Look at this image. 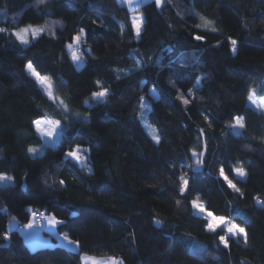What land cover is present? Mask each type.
Instances as JSON below:
<instances>
[{
  "label": "trees",
  "instance_id": "trees-1",
  "mask_svg": "<svg viewBox=\"0 0 264 264\" xmlns=\"http://www.w3.org/2000/svg\"><path fill=\"white\" fill-rule=\"evenodd\" d=\"M29 26L40 33L22 45L16 31ZM0 30V264H81V254L264 264V112L247 104L251 91L264 97V0H148L131 10L118 0H0ZM37 120L59 122L54 145L42 143ZM77 145L79 162L65 156ZM193 201L243 227L246 240L225 248ZM48 214L77 251L28 248L18 230ZM187 239L203 244L201 256Z\"/></svg>",
  "mask_w": 264,
  "mask_h": 264
},
{
  "label": "rangeland",
  "instance_id": "rangeland-1",
  "mask_svg": "<svg viewBox=\"0 0 264 264\" xmlns=\"http://www.w3.org/2000/svg\"><path fill=\"white\" fill-rule=\"evenodd\" d=\"M118 1L120 3L124 2V0H118ZM141 2H142V0H135L132 3L129 2V10L134 9L135 7L140 5ZM132 21H133L134 30L137 31V28L140 29V27H141V16L140 15H132ZM24 28H26V27H24ZM24 28H21V29H19V31H16V35H17V33H19V35H17V38L22 45L29 43L31 38H35L40 33V31H39L37 34L34 35L33 30H36V29L41 30V28L39 26H33V27H30V30L25 33L23 31H21ZM24 41H27V43H24ZM69 45L70 44H68V47H69ZM75 63H76L77 67H80V65H81L80 62L75 60ZM27 71L31 75V71L28 69H27ZM32 77H34V76H32ZM34 79L41 86L42 90L44 91V93L49 98L57 101L59 104H62V102L59 99H55L52 95V91H51L52 85H51L50 79H49L47 84L41 83L35 77H34ZM49 84L51 85V87L48 86ZM150 92L153 96H156V94L154 93V91L152 89L150 90ZM249 97H251V99H249ZM247 104L249 106H251L256 111L264 112V97L257 96L253 91H251L249 96H248ZM143 105L146 106L147 103L143 101ZM237 120H240V118H236L235 122L231 125V128H230L233 132H239V130H240V127L237 124ZM37 121H39V126H40V128H42L44 130V132H48L50 130L53 132V134L51 136L43 135L41 132L37 131V125H36V123H35L36 121H35L34 122V128H35L36 133L41 138L42 143L45 146L54 145V143L56 142L57 137L59 135V130H58L57 126L50 124L48 121H44V120H37ZM153 131H154V128H153ZM155 133H156V131H155ZM155 138H157L156 134H155ZM32 150H33L32 153L40 152L42 150V146L39 148H34ZM234 173H235V170H234ZM235 176L238 177L236 175V173H235ZM238 178H244V177H238ZM204 216L206 217V213L204 214ZM207 220H208V223H211L210 219L207 218ZM31 221H32L31 224L28 223L22 229L18 230L19 233L22 234L23 237H25L24 240H25L26 245L28 246V248L30 250H34L36 248H41V247H51L56 243L61 245V246L66 247L70 250H73V251L78 250V244L75 241H72L68 237L64 236L63 234H59L57 232L56 227H55L56 223H52V221H57V220L52 214L46 215V218L44 220L38 221L37 224H36L35 220H31ZM225 222L226 223L224 225V228L227 230V227H229L228 220L225 219ZM14 226L16 227V220L14 218H12L11 221L9 222L8 226H7V229L11 230V229H13ZM233 237L234 238H240L239 236H233ZM53 239H55V242L53 241ZM73 245L75 246V248L71 249V246H73ZM187 246L191 252H193L197 255H200V256L203 254V251H204L203 244L196 241L195 239H187ZM87 259H100V258H95V257L89 256L87 254H81L80 255V261H82V264H87L88 263ZM101 259H102L103 263L107 262V260H106L107 258L102 257ZM97 264H100V263L97 262ZM115 264H122V262L120 260H115Z\"/></svg>",
  "mask_w": 264,
  "mask_h": 264
},
{
  "label": "snow or ice",
  "instance_id": "snow-or-ice-1",
  "mask_svg": "<svg viewBox=\"0 0 264 264\" xmlns=\"http://www.w3.org/2000/svg\"><path fill=\"white\" fill-rule=\"evenodd\" d=\"M43 2H44V0H39V3H43ZM156 2H157V4H159L160 0H156ZM30 27L31 26L26 27V28L22 29L21 31L26 33V32H28L30 30ZM0 31H2V30H0ZM39 31H40L39 29L33 30V34L35 35ZM80 31H81V33H83L84 29H81ZM139 34H140L139 28H137V35H139ZM17 35H19V33H17ZM73 39H74V41H76L78 43L80 41V36L77 35ZM195 39L199 40V39H202V37L197 36V37H195ZM24 43H27V41H24ZM231 43L233 45V51H235L236 50L235 49V45H236L237 41L232 40ZM71 46L72 45H69V47H71ZM73 58L76 59V60L80 59V57L76 56L75 53L73 54ZM26 67H27L28 70L31 71V75L34 76L38 81H40L41 83H45V84L48 83L49 78L46 77V76L45 77H41L39 75V73H37L35 70H33V66H32L31 62H29ZM96 83L99 84L100 82L97 81ZM48 86L51 87L50 84ZM107 94H108V89H107V87H104L101 91L94 92L93 96L96 97V98H103ZM249 99H251V97H249ZM185 103H187V101H185ZM35 123L37 125V131L41 132L43 135L51 136L53 134V132L51 130L48 131V132H44V130L42 128H40V126H39V121H36ZM237 124L239 125V127H243L244 126L243 123L240 122V120H237ZM57 126H59V122H57ZM154 139L158 140V138H155V137H154ZM30 151H33V150L30 149ZM79 151H80V147H79V145H77L76 148L70 149L69 151H67L65 153V156L68 157V158H71L74 161L79 162L81 160V156L79 155ZM192 155L193 156H197V154L195 152H193ZM235 173H236V175L238 177H244L245 176V171H244L243 168L235 169ZM220 177H222L223 180L226 182L228 188L234 189L236 192L240 191V189L237 188L236 184L233 183V180L229 178V175H227L225 173V170H224L223 167H221V169H220ZM180 181L182 182L181 183V192L188 191V189H189V180L185 179L182 176V177H180ZM192 203H193V207L195 209H198V213L200 214L201 219L205 218L204 214L206 213V217L211 220V223L207 224L208 230L211 231V232H215L216 233V235L218 236L219 242L221 244H223V246L225 248L228 247V241L233 236L243 235L245 237V240H246L245 229L243 227H240L238 224H235V223H231V225L229 227H227L226 235H221L220 231L224 230V225L226 223L225 222V218L222 217V216L221 217H217L211 211H207L206 212L205 206L203 204L197 202V201H193ZM52 223H64V222L63 221H52Z\"/></svg>",
  "mask_w": 264,
  "mask_h": 264
},
{
  "label": "crops",
  "instance_id": "crops-1",
  "mask_svg": "<svg viewBox=\"0 0 264 264\" xmlns=\"http://www.w3.org/2000/svg\"><path fill=\"white\" fill-rule=\"evenodd\" d=\"M134 1H135V0H124L123 3L129 8V2L132 3V2H134ZM143 1L145 2V1H148V0H142V2H143ZM142 2H141V3H142ZM231 223H232V222H228L229 226L231 225ZM14 227H15V226H14ZM14 227H13V228H14ZM226 231H227V230H226ZM239 237H240L241 239H245V237H244L243 235H240ZM23 238H25V237H23ZM24 241H25V240H24ZM25 243H26V242H25ZM74 248H75L74 245L71 246V249H74ZM87 260H88V261H87V262H88L87 264H92V263H93V264H94V263L97 264V262L100 263V264H115V260H113L112 258H107V259H106V260H107L106 263H103L101 258H100V259H87ZM96 261H97V262H96ZM90 262H91V263H90ZM81 264H82V261H81Z\"/></svg>",
  "mask_w": 264,
  "mask_h": 264
},
{
  "label": "built area",
  "instance_id": "built-area-1",
  "mask_svg": "<svg viewBox=\"0 0 264 264\" xmlns=\"http://www.w3.org/2000/svg\"><path fill=\"white\" fill-rule=\"evenodd\" d=\"M30 216L36 220H39L44 217V212L39 210H31Z\"/></svg>",
  "mask_w": 264,
  "mask_h": 264
}]
</instances>
